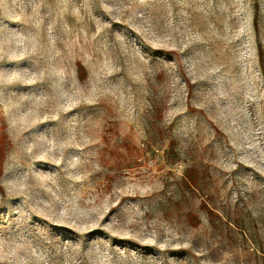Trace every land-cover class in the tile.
Instances as JSON below:
<instances>
[{
  "label": "rangeland",
  "instance_id": "rangeland-1",
  "mask_svg": "<svg viewBox=\"0 0 264 264\" xmlns=\"http://www.w3.org/2000/svg\"><path fill=\"white\" fill-rule=\"evenodd\" d=\"M0 264H264V0H0Z\"/></svg>",
  "mask_w": 264,
  "mask_h": 264
}]
</instances>
